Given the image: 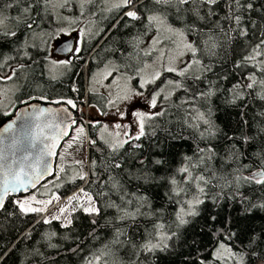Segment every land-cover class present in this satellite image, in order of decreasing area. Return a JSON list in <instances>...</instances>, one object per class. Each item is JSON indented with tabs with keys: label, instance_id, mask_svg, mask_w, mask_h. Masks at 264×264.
I'll list each match as a JSON object with an SVG mask.
<instances>
[{
	"label": "snow or ice",
	"instance_id": "obj_1",
	"mask_svg": "<svg viewBox=\"0 0 264 264\" xmlns=\"http://www.w3.org/2000/svg\"><path fill=\"white\" fill-rule=\"evenodd\" d=\"M73 5L79 16L63 15ZM96 5L104 13L122 12L113 29L122 22L129 30L121 42L127 47L116 49L124 60L109 61L102 79L90 77L87 89L103 101L90 107L118 119L111 126L88 120L100 133L93 139L74 118L71 110L80 108L73 99L52 100L45 94L18 99L25 106L17 114L19 125L13 120L0 128V214L11 202L12 215L38 214L42 219L37 223L58 222L70 230L82 213L90 226L88 238L99 240L102 229L110 233L84 264H153L161 253L183 257L180 264H264V254L257 251L264 230L257 234L249 226L264 212V195L247 194L254 186L264 192V110L253 117L254 127L248 119L253 105L264 107V28L253 18L256 13L264 18V9L252 0H0L4 115L9 114L4 97L27 87L34 66H47L49 78L57 80L54 69L70 70L72 58H81L85 38L103 31H93L94 21L93 27H76L86 15L97 14L92 11ZM52 23L55 31L45 27ZM69 30L79 32V40L63 50L69 58L54 60L47 47L40 50L42 60L31 55L29 49L39 48L37 40L47 45ZM5 43L12 46L7 53ZM71 90L79 92L75 86ZM33 100L61 107H40ZM137 101L146 108L135 109L133 120L121 123L128 115L121 105ZM64 137L68 140L58 153ZM85 140L99 158H91L87 166L75 159L69 164L70 150L82 149ZM185 142L191 151L176 153ZM250 147L259 167L245 162ZM66 184L76 189L66 198L53 191ZM158 198L163 203L157 204ZM32 231L23 238L31 239ZM57 235L51 231L41 239L59 251L51 242ZM73 242L71 251H80L78 240ZM33 253L54 264L40 248ZM4 259L0 249V264Z\"/></svg>",
	"mask_w": 264,
	"mask_h": 264
},
{
	"label": "trees",
	"instance_id": "obj_2",
	"mask_svg": "<svg viewBox=\"0 0 264 264\" xmlns=\"http://www.w3.org/2000/svg\"><path fill=\"white\" fill-rule=\"evenodd\" d=\"M252 2L257 9H264V0H252ZM220 8L222 10L223 4H221ZM120 15H122V12L119 14H117L116 12L107 14L108 18H104L102 21L103 31L100 32V34L91 41L84 40L83 44L80 45L83 48L81 58L77 59L73 57V63L70 67V70H67L62 77H59V79H50L46 74L45 65L41 64L39 67L34 66L35 70L33 72L32 79L28 83L27 87L22 88V90L16 94V101L18 99H27L29 95L40 96L42 94H45L52 100L60 97L71 98L77 102L78 106L79 104L83 103V98H85L87 104L95 102L97 106H102L103 101L100 100L97 95L90 94L89 92L85 91L84 75H89L94 67L100 66L101 64H103V62H106L108 60H117L118 62L124 60V57H121L116 49L127 47V45H124L121 42L127 40L129 30L124 28L122 22L119 28H111V26L116 23V20H119ZM253 18L257 20V23L261 28H264V18H262L259 13L254 14ZM45 27L53 29L55 27V24H46ZM110 28L111 30L102 39V37ZM259 30L260 29L258 28L256 30L255 36L252 37L254 41L259 37ZM49 41L50 40H48L47 45H45L41 41L37 40L36 43L39 45V48L29 49L31 55L42 60L43 52L40 50L45 47L48 48ZM2 47L7 53L9 48L12 46L5 43L2 45ZM38 52H40L39 56H37ZM129 52H131L130 48ZM94 57L97 58V62H94ZM13 63L15 62L13 61ZM29 71L31 72L32 70L30 69ZM3 72L7 73L8 69L4 68ZM41 72H44V75H41ZM232 82L233 80L231 79L228 82H225V87L229 86ZM24 83V81L21 82V84ZM73 86L79 89L78 93L71 90ZM34 101L41 100H33L31 101V103ZM21 106H23V104L15 102L13 112L8 115H4L0 111V127L6 121H8L14 115L16 110ZM261 110H264V107H262L259 103H256L251 107L249 111L248 119L250 123H252L253 127L255 126L253 117L255 116L256 112ZM72 112L76 116V120L78 123L83 122L82 117L78 114V110L72 109ZM220 115L221 117H223V107H221L220 109ZM233 118L238 119V117ZM86 128L88 129L89 135H91L93 139H96L98 137V130L91 129L88 124H86ZM191 147V144L185 142L183 144H178L174 151L176 153H182L186 151L190 152ZM219 147H223L222 142L220 143ZM254 150V147L249 148V158L246 159L245 162L252 164L254 167H259L260 162L251 155ZM99 156L100 153L96 152L95 149L88 144L87 165L89 164L91 158H99ZM175 161L176 164H178L180 161V157L176 156ZM76 184L82 185L83 182L77 181ZM255 188L256 186H254L253 189L247 190V194L250 197L257 198L264 195V192L255 190ZM75 190L76 189L74 185L66 184L57 192L61 195V197L66 198ZM159 191L163 192V189H159ZM11 199L12 198H10V201ZM156 203L161 204L163 203V200L158 198L156 199ZM12 211L13 206L11 202H9L7 205V211L0 214V249H2L3 253L5 254L3 264H49L48 261H44L41 257L34 255L33 250L35 248H40V251L45 256L54 258V264H84L85 257L89 256L93 251L100 248L102 244L106 242L108 236L110 235L108 230L102 229L99 232V240L88 238L87 233L90 231V226L88 224L87 218L84 217L82 213L77 214V218L74 220L71 229L65 230L60 228L58 222H53L52 225L37 223V221H40L42 219L41 215L30 214L26 217H22L18 214H10ZM101 223H103V221H101ZM249 226L251 228H254L257 234H259L260 231L264 230V212L258 213L250 221ZM33 229L34 231H32ZM29 231H32L31 239H24L23 237ZM51 231H56L58 233L56 237H53L51 242L59 245V251L57 249L47 247V243L41 239L45 233ZM65 236H69L71 237V239L65 240ZM137 239H139V236H137ZM74 240H78L79 242L81 250L78 252L71 251L72 248L76 247V243L73 242ZM37 241H40V243H37ZM177 251H179V249ZM257 251L261 254H264V243L260 245ZM127 255L128 254L125 252H120L119 254V256L123 257L124 259H127ZM159 256L161 257V259L153 260V264H180L181 259H183V257L168 256L164 253L159 254ZM118 258L119 257H117V259ZM111 259L112 258H110V260Z\"/></svg>",
	"mask_w": 264,
	"mask_h": 264
},
{
	"label": "rangeland",
	"instance_id": "obj_3",
	"mask_svg": "<svg viewBox=\"0 0 264 264\" xmlns=\"http://www.w3.org/2000/svg\"><path fill=\"white\" fill-rule=\"evenodd\" d=\"M92 11H95L97 14L95 16H88L86 15L84 18H82V22L79 23L78 25H76V27H93L92 22H95V25L93 27V31H99L100 29H102L103 27V19L105 16H107L108 13H104L100 11V6L96 5L92 8ZM63 15L65 16H69V17H78L79 16V9L77 6L73 5L71 10H65L63 12ZM53 31H55V27L52 29ZM70 31V34L68 35H58L52 39H49V44H48V51L51 54V58L54 60H64L69 58V56H60V55H56L54 54V49L56 47V45L66 39H69L71 37L72 34H75V39L74 42L79 40V32L77 31ZM97 36V35H96ZM96 36H93L91 38H85L86 41H91L92 39H94ZM187 57H185L186 59ZM97 58L94 57V62H97ZM109 61H114L115 63H120L117 60H108L106 62H103V64H101L100 66H96L94 67V69L92 70V72L89 75H84V89L86 92L88 87H89V79L90 77H93L95 75L96 79H102V73L103 70H105V65L108 64ZM45 70H46V74L49 76V72L47 71V66H45ZM66 69H62V68H58V69H54L53 71V75H58L59 77H62L65 73H66ZM23 80H19L18 83L21 84ZM107 83V81L105 82ZM10 86V85H9ZM97 88H99V85H96ZM100 92H103L105 95H107V91L104 88H99ZM16 102V95H7L6 97H4V105L5 108L7 110V112L9 114H11L13 112L14 109V105ZM44 102V101H43ZM9 104H12V107H8ZM97 105L95 102L93 103H86L85 98H83V103L79 104V108L80 110L78 111L79 116L82 117L83 122H80L82 124L85 125L87 124L88 120H99L102 123H107L109 124V126H111L112 122L117 120L118 118L113 116V115H100L99 112L97 111V108L95 107H90V105ZM146 105L140 103L139 101H137L135 104L132 105H121V109L127 111L128 115L127 118L123 121H120L121 123H129L133 120V117L131 115L132 111H134L135 109H145ZM2 112V110H0ZM3 113V112H2ZM132 131L135 132V126H133ZM74 132H71L70 135H74ZM99 130H98V136H99ZM68 140V137L63 141L61 147L58 150V153L62 151L65 141ZM87 147H88V143L86 142V140L83 142V148L80 150H77L76 148H73L72 150H70L72 152V155L68 158V163L72 164L73 160H83L84 164L87 166ZM57 162V161H56ZM55 162V163H56ZM75 166L73 165V168ZM87 170V169H86ZM73 171L70 170L69 171V175H72ZM50 179V178H49ZM61 189V188H60ZM43 191V189H41ZM59 189H53V191L57 192ZM35 191V190H34ZM58 193V192H57ZM59 194V193H58ZM26 195V194H25ZM60 195V194H59ZM24 195H21V197H23ZM61 196V195H60ZM41 198H45V197H41ZM51 211H55V206H53L51 209Z\"/></svg>",
	"mask_w": 264,
	"mask_h": 264
},
{
	"label": "water",
	"instance_id": "obj_4",
	"mask_svg": "<svg viewBox=\"0 0 264 264\" xmlns=\"http://www.w3.org/2000/svg\"><path fill=\"white\" fill-rule=\"evenodd\" d=\"M115 24V23H114ZM113 24V25H114ZM113 25L111 26V28L113 27ZM111 28L106 32V34L102 37V39L108 34V32L111 30ZM74 39H75V34H72L71 35V37L69 38V39H66V40H64V41H62V42H60V43H58L57 45H56V47H55V49H54V54H56V55H60V56H67L68 54L65 52V51H63L64 49H66L67 47H69L72 43H74ZM101 39V40H102ZM100 40V41H101ZM100 43V42H99ZM98 43V44H99ZM32 104H35V105H38V106H40V107H51V108H53V109H55V108H57V107H61V105H54V104H49V103H46V102H43V101H34V102H32ZM64 107H68V106H66V105H63ZM24 105L23 106H21L20 108H18L17 110H16V112L14 113V115L8 120V121H6L0 128H3L4 126H6L8 123H10L11 121H13V120H16V122H17V125H19V123H20V120L18 119V116H17V114H18V112H20V111H22L23 109H24ZM72 111V110H71ZM73 115H74V113H73ZM74 118L76 119V116L74 115ZM66 137H64L61 141H60V146H61V144H62V142H63V140L65 139ZM58 150H59V147L56 149V151L58 152ZM54 161H55V158H53V163H54ZM50 178V177H49ZM42 183H43V181H42ZM34 191V190H33ZM20 195H25V193H21Z\"/></svg>",
	"mask_w": 264,
	"mask_h": 264
}]
</instances>
